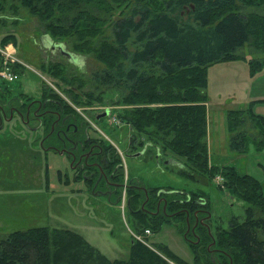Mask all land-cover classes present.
<instances>
[{
    "label": "rangeland",
    "instance_id": "rangeland-1",
    "mask_svg": "<svg viewBox=\"0 0 264 264\" xmlns=\"http://www.w3.org/2000/svg\"><path fill=\"white\" fill-rule=\"evenodd\" d=\"M107 1L111 7L107 4L104 8L91 6L90 11L107 19L102 26L103 35L112 41L113 22L131 16L135 9L164 12L171 0ZM0 2L4 4L0 9V46L5 48L13 44L11 49L24 62V67L15 68L18 79L6 81L0 77V96L7 94L6 100L3 98L7 101L12 93L16 96L22 93V100L28 101L43 95L45 100L69 104L74 109L77 125L81 123L88 128L94 141L111 147L113 154L121 157L124 167V174H113L119 177V183L122 180L124 184L121 196L114 191L110 201L106 196V185L100 186L101 194L94 193V181L91 186L78 176L80 174H73L67 156L47 150L51 141L43 143L42 128L32 129L17 113H9L0 123V235L33 227L70 229L83 235L110 259L127 258L131 241L135 238L133 233H142V227L129 211L132 196L128 185L131 181L135 186L141 185L147 193L152 188L176 190L182 193L173 195L179 199L185 197L183 194L198 193L202 204L199 208L206 210L204 214L209 213L210 233L215 237L229 226L233 216L245 219L249 203L226 186V178L221 172L211 179L208 174L197 172L185 157L170 151L159 153L151 147L139 156H131L144 146L137 143L131 147L130 125L120 117L130 105L121 103L124 95L120 89L102 86L93 76L106 65L96 59L94 52L76 50L73 38L51 39L39 15L32 13L21 0ZM236 4L238 10L246 13L264 12L242 0H236ZM180 12L184 19L190 15L188 8ZM4 38L8 43L2 46ZM48 38L63 41L65 50L83 62L79 64L78 59L75 62L66 53L54 51ZM254 42H247L238 51V59L216 62L207 67L206 142L211 165L220 169L226 165L235 166L239 172L258 180L264 194V48L257 51ZM129 46L134 50L138 44L132 42ZM1 56L0 52V67ZM54 63L63 64L65 73L74 81L73 85L50 72L49 66ZM73 88L81 94L80 102L70 94ZM90 91L94 92L95 98L86 103L85 94ZM15 102L18 104L20 100ZM230 110H244L247 115L246 124L240 129L246 130L247 134L243 150L233 149L230 143L233 134L228 124ZM142 136L143 140L147 137ZM93 177L96 179V174ZM119 188L120 185L111 190ZM170 219L172 223L168 222L158 232L147 235V241L154 248L167 245L183 259L192 262L194 253L189 241L196 243V238L189 234L188 226L186 229V223L181 219ZM176 221L180 227L175 225ZM213 243L211 238L207 248L213 249ZM171 262L179 264L173 259Z\"/></svg>",
    "mask_w": 264,
    "mask_h": 264
},
{
    "label": "trees",
    "instance_id": "trees-1",
    "mask_svg": "<svg viewBox=\"0 0 264 264\" xmlns=\"http://www.w3.org/2000/svg\"><path fill=\"white\" fill-rule=\"evenodd\" d=\"M242 1L264 11V0ZM21 2L39 15L51 39L73 38L76 50L94 52L96 59L106 65L93 76L102 86L120 89L124 95L121 103L130 105L120 117L130 125L131 147L139 143L155 148L159 153L173 152L185 157L197 172L208 174L211 179L221 172L226 178V186L249 205L244 220L233 216L229 226L215 237L202 222L195 225L194 212L202 205L198 193L183 194L185 197L179 199L173 196L181 193L176 190L152 188L147 193L141 185L135 186L131 181L128 185L132 196L129 211L142 227L141 234H145L146 229L158 232L164 224L172 223L170 218L181 219L186 223V229L189 224V234L198 240L196 243L189 241L194 253L192 262L183 259L167 245L154 248L136 238L131 241L127 258L110 259L78 232L33 227L0 235V264H172V259L179 264H264V194L261 184L233 165L221 169L211 165L206 142L207 67L216 62L238 59V51L253 40L257 51L262 50L264 12L238 10L236 0H171L164 12L135 9L131 16L113 22L111 41L104 37L102 30L107 19L90 11L91 6L104 8V4L109 5L107 0ZM2 8L4 4L0 2ZM186 8L190 15L184 19L180 11ZM132 42L138 44L134 50L129 46ZM7 43L4 38L2 46ZM62 66L54 63L49 70L73 85V79ZM75 93L73 88L70 94L80 102L81 94ZM86 93L85 102L91 103L94 92ZM49 106L74 112L69 104H57L56 100ZM245 113L244 110L228 112V124L233 132L230 143L236 150L245 148L246 130H240L246 124ZM55 117L48 115L46 134ZM143 134L147 136L144 140L141 138ZM108 159L107 170L118 166L124 174L118 154L110 151ZM95 170L99 171L98 168ZM113 179L118 182L119 177ZM92 181L95 179L89 181L91 186ZM120 182L119 190L113 192L118 191L121 196L124 184L122 180ZM106 196L113 200L110 192H106ZM175 225L178 227L179 221ZM179 231L182 233L183 229ZM211 238L215 244L213 249L207 248Z\"/></svg>",
    "mask_w": 264,
    "mask_h": 264
},
{
    "label": "flooded vegetation",
    "instance_id": "flooded-vegetation-1",
    "mask_svg": "<svg viewBox=\"0 0 264 264\" xmlns=\"http://www.w3.org/2000/svg\"><path fill=\"white\" fill-rule=\"evenodd\" d=\"M191 6L194 7L192 4ZM53 50H60V52L63 53L58 46ZM77 59L79 64L83 62L79 57ZM75 62H77V60ZM21 94L22 93L16 96L12 93L7 101H5L7 94L2 93L0 98H4L5 100H0V123L3 118L9 116V113L14 112L17 113L22 122L26 123L27 126L29 125L30 128H42L44 130L43 143H45V141H51L47 150L52 149L67 156L69 167L72 169L73 174H80L78 176H82L81 179H84L88 183L90 180L94 179L93 176L96 174V179L93 183L94 193L101 194V187H104L105 185V192L112 193L113 190L111 189L117 188L120 183L114 179L111 180V178L114 177L113 174H121L118 170V166H116L114 170L106 169L110 162L108 159L109 153L110 151L112 152L113 149L110 148L109 150L104 144L94 141L90 136L88 128H84L81 123L80 125H77V118L73 112H66L63 107L60 108L61 110L50 107L48 104L53 100H45L41 95L38 98L33 97L28 101H23L20 96ZM17 99L20 100V102L15 104V100L18 101ZM49 114L56 117L53 118L50 130L46 134V120ZM31 123H34V125L32 126ZM146 148H148V145L144 146L142 150H138L137 152L144 151L143 153H145ZM95 168H98L99 171L95 170ZM162 200L163 198H161L158 203L160 204ZM203 211L205 212L206 210L200 208L194 212L196 216L195 225L202 222L208 227L210 232L208 224L209 213L204 214Z\"/></svg>",
    "mask_w": 264,
    "mask_h": 264
},
{
    "label": "built area",
    "instance_id": "built-area-1",
    "mask_svg": "<svg viewBox=\"0 0 264 264\" xmlns=\"http://www.w3.org/2000/svg\"><path fill=\"white\" fill-rule=\"evenodd\" d=\"M14 48L13 44H8L5 48L0 46V52L2 54V65L0 67V77L6 81H14L19 78V74L15 70L17 65L24 66V62L21 61L19 58L16 57L15 53L13 52ZM135 238L138 240L143 241L144 243L150 245V243L146 239V235L151 234L149 229L145 230V234H136L133 233Z\"/></svg>",
    "mask_w": 264,
    "mask_h": 264
},
{
    "label": "water",
    "instance_id": "water-1",
    "mask_svg": "<svg viewBox=\"0 0 264 264\" xmlns=\"http://www.w3.org/2000/svg\"><path fill=\"white\" fill-rule=\"evenodd\" d=\"M206 1H208V0H206ZM48 40H49L50 43H52V48L53 49H55L58 46L63 51V53H66L69 56V59L70 60H73V61H76L77 60V57H76V55L74 53H71L69 51L67 52L65 50V48H64L65 47V44L64 43H62V42H54L50 38H48ZM105 114H108V111ZM143 152L144 151L137 152V153L132 154L131 156H139V155L143 154ZM188 226H189V224H188Z\"/></svg>",
    "mask_w": 264,
    "mask_h": 264
}]
</instances>
